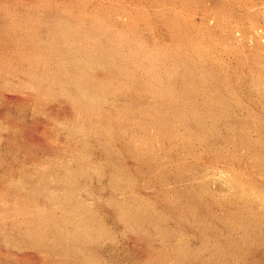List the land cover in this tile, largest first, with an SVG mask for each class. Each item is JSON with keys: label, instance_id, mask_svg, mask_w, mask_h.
Here are the masks:
<instances>
[{"label": "rangeland", "instance_id": "1", "mask_svg": "<svg viewBox=\"0 0 264 264\" xmlns=\"http://www.w3.org/2000/svg\"><path fill=\"white\" fill-rule=\"evenodd\" d=\"M0 264H264V0H0Z\"/></svg>", "mask_w": 264, "mask_h": 264}]
</instances>
